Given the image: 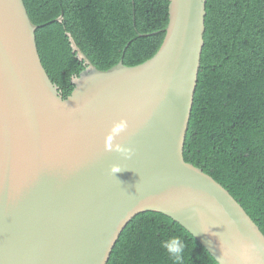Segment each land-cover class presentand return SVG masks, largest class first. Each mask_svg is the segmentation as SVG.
Wrapping results in <instances>:
<instances>
[{
	"label": "water",
	"instance_id": "water-1",
	"mask_svg": "<svg viewBox=\"0 0 264 264\" xmlns=\"http://www.w3.org/2000/svg\"><path fill=\"white\" fill-rule=\"evenodd\" d=\"M205 15V0H168L162 44L133 67L100 71L70 39L86 68L64 99L23 0H0V264H106L145 212L180 225L217 264H264L258 226L183 158Z\"/></svg>",
	"mask_w": 264,
	"mask_h": 264
},
{
	"label": "trees",
	"instance_id": "trees-1",
	"mask_svg": "<svg viewBox=\"0 0 264 264\" xmlns=\"http://www.w3.org/2000/svg\"><path fill=\"white\" fill-rule=\"evenodd\" d=\"M41 64L65 99L90 63L106 71L150 59L168 23V0H23ZM200 57L183 158L219 183L264 235V0H205ZM62 17L61 21L57 19ZM180 236L183 264H217L180 225L136 215L106 264H174L161 241Z\"/></svg>",
	"mask_w": 264,
	"mask_h": 264
},
{
	"label": "clouds",
	"instance_id": "clouds-1",
	"mask_svg": "<svg viewBox=\"0 0 264 264\" xmlns=\"http://www.w3.org/2000/svg\"><path fill=\"white\" fill-rule=\"evenodd\" d=\"M124 126H125L124 122L117 124L112 129V134L109 136V139H112V135L118 133ZM116 151L121 152L126 157L131 155V150L128 148L117 147ZM119 171H121V168L118 165H113L110 168V172L112 174L117 173ZM160 246L164 249V251L168 254V256L174 261V264H183L186 244L180 236L176 235V236L168 237L161 241Z\"/></svg>",
	"mask_w": 264,
	"mask_h": 264
}]
</instances>
